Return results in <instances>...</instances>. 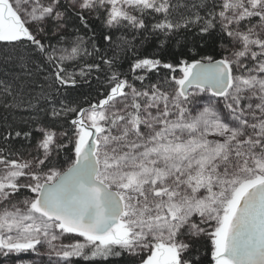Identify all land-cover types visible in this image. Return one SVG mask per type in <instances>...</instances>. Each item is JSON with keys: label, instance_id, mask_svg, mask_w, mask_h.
<instances>
[{"label": "snow or ice", "instance_id": "obj_1", "mask_svg": "<svg viewBox=\"0 0 264 264\" xmlns=\"http://www.w3.org/2000/svg\"><path fill=\"white\" fill-rule=\"evenodd\" d=\"M194 29L218 46L139 54ZM0 46L57 93L106 89L53 107L67 127L38 126L35 155L0 148V258L264 264V0H0Z\"/></svg>", "mask_w": 264, "mask_h": 264}, {"label": "trees", "instance_id": "obj_2", "mask_svg": "<svg viewBox=\"0 0 264 264\" xmlns=\"http://www.w3.org/2000/svg\"><path fill=\"white\" fill-rule=\"evenodd\" d=\"M96 31L98 43L105 46L103 35L107 32L101 26L99 21L93 23ZM197 30L185 33L177 44L176 39L171 40L164 48L158 47V41L155 39L146 43L140 49V55H156L164 61L171 62L179 59L183 54L188 52V48L195 46L203 50L211 52L214 46H218L219 38L215 35L211 38L204 37L201 39L195 35ZM120 31L112 33L113 41L121 36ZM130 38V37H129ZM215 41V44L213 43ZM55 42V41H53ZM112 53L109 52V55ZM119 69L127 72L131 63V53L125 54L120 52ZM38 62H28L22 66V62L17 58L16 53L12 49H5L0 46V148L10 149L20 153L25 158L29 157V153L35 155V145L39 137V133L35 131L38 126H52L61 130V126L67 127L64 122L53 121L51 118L52 108L59 109L61 102L68 105L87 106L94 102L99 92L106 90L104 84L96 79V73H93L87 82H79L74 88H68L67 91L56 92L54 87H50L51 80L46 79L48 71L46 67H38ZM101 80L103 74H100ZM79 79V78H78ZM153 76V81H155ZM11 85V93L9 96L4 88ZM205 102L207 96L204 97ZM5 104L8 106L6 107ZM21 132L20 137H16L15 133ZM12 134V138L5 140L8 133ZM24 132H32L29 139H25ZM68 243L69 240H65ZM46 247L39 248V255L34 253L19 254L5 260L0 258V264H54L56 257L46 254ZM203 264H209L207 258L203 257V249H201ZM75 264H134V260L127 255L120 258H111L108 261L87 262L82 259L74 258Z\"/></svg>", "mask_w": 264, "mask_h": 264}, {"label": "rangeland", "instance_id": "obj_3", "mask_svg": "<svg viewBox=\"0 0 264 264\" xmlns=\"http://www.w3.org/2000/svg\"><path fill=\"white\" fill-rule=\"evenodd\" d=\"M202 102H205V100H203ZM29 253H32V252H29ZM29 253H25V254H29Z\"/></svg>", "mask_w": 264, "mask_h": 264}]
</instances>
